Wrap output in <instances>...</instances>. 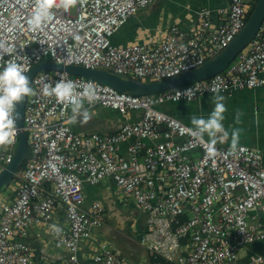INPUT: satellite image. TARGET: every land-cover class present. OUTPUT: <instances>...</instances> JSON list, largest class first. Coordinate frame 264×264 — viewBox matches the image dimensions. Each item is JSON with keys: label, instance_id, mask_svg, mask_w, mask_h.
Returning <instances> with one entry per match:
<instances>
[{"label": "built area", "instance_id": "obj_1", "mask_svg": "<svg viewBox=\"0 0 264 264\" xmlns=\"http://www.w3.org/2000/svg\"><path fill=\"white\" fill-rule=\"evenodd\" d=\"M152 1L78 0L69 10L54 7L51 18L33 31L29 22L35 0H0V43L6 49H0V71L15 62L26 73L46 61L104 68L138 80L169 78L225 47L254 2L227 0L213 25L209 12L199 9L193 29L170 25L154 43L113 45L110 36ZM263 70L264 14L250 40L221 71L154 94L120 92L64 71L34 73L30 86L35 95L24 99L21 117L27 146L23 168L0 203V264H39L21 238L27 227L51 223L56 213L63 221L50 225V241L67 255L60 262L40 255L39 261L83 264L78 244L91 238V229L104 217L99 201L83 206V187L102 181H110L116 198L143 214L139 242L153 258L165 264H264V250L240 261L247 245L264 239V151L245 144L232 151L231 145L216 143L218 154L209 158L206 145L191 135L193 127L156 107L213 94L215 87L227 95L264 87ZM61 77L72 81L77 93L88 85L95 88L97 100L91 105L85 101L86 108L139 116L125 119L109 134L76 133L67 123L70 106L43 94L45 86H55ZM17 135L11 145L0 146V169L10 161ZM94 242L85 264H121L116 249Z\"/></svg>", "mask_w": 264, "mask_h": 264}, {"label": "crops", "instance_id": "obj_2", "mask_svg": "<svg viewBox=\"0 0 264 264\" xmlns=\"http://www.w3.org/2000/svg\"><path fill=\"white\" fill-rule=\"evenodd\" d=\"M227 0H153L145 7L128 17L111 36L110 42L115 46L134 43H154L161 33L170 25H176L184 31H190L196 24V12L206 9L209 12L210 24L213 25L219 9H225ZM264 73V70H263ZM149 81V80H146ZM213 94L201 95L188 103L164 102L157 109L180 119L189 127L193 117L208 118L214 109ZM227 111L224 113V127L228 131L225 139L218 134L217 144L231 145L233 130H240L238 144H245L264 151V87L241 89L231 94H223ZM92 119L87 124H72L71 108L66 112L67 123L76 133L97 132L109 134L116 131L125 119H134L139 112H130L122 116L114 110L95 106L88 108ZM191 125V126H190ZM207 137V135H205ZM208 138V137H207ZM83 206L92 201H99L104 208L102 224L91 229V238L81 240L77 248V256L81 263L89 261L95 251L94 241H103L119 253L121 264H160L152 261V255L140 244L139 237L145 230L144 216L132 203L123 204L114 193L110 181H102L96 185H84ZM8 195V194H7ZM4 196V200L6 199ZM60 214H55L51 223H39L27 227L21 238L28 244L34 259L42 264L38 257L44 256L54 262L62 261L66 250L50 241L48 229L54 223H62ZM264 250V239L247 245L240 256V261Z\"/></svg>", "mask_w": 264, "mask_h": 264}, {"label": "clouds", "instance_id": "obj_3", "mask_svg": "<svg viewBox=\"0 0 264 264\" xmlns=\"http://www.w3.org/2000/svg\"><path fill=\"white\" fill-rule=\"evenodd\" d=\"M77 3L78 0H35V10L29 22L30 28L33 31L39 30L51 18L54 7L69 10ZM0 49H5L4 44L0 43ZM212 91L214 93L213 111L207 119L193 117L191 123L194 127L189 130L193 137L206 145V155L209 158H214L218 154L216 148L218 134L225 139L229 135L223 124L224 113L227 111L224 103L225 97L221 95L219 87L213 88ZM43 94L47 97H55L58 103L70 106L72 113L70 122L72 124L77 122L87 124L92 119V114L84 106L85 101L91 105L97 100V92L92 85H88L77 93L74 83L61 77L55 86H45ZM33 95L35 92L30 86V80L24 68L15 62L7 63L0 71V146L11 145L14 142L18 131L16 106L26 97ZM179 95H186V93H178ZM205 135L209 138L207 141L204 139ZM231 137V150L235 151L239 142L240 130H233ZM53 227L55 228V226ZM56 230L59 231V229Z\"/></svg>", "mask_w": 264, "mask_h": 264}, {"label": "water", "instance_id": "obj_4", "mask_svg": "<svg viewBox=\"0 0 264 264\" xmlns=\"http://www.w3.org/2000/svg\"><path fill=\"white\" fill-rule=\"evenodd\" d=\"M251 8L252 9L248 13L243 25L225 47L214 55L206 58L199 65L169 78L156 81H142L128 75L113 74L104 68H85L79 65H62L46 61H40L33 65L26 72V75L30 80L33 74L39 70L64 71L70 75H78L92 79L101 84L108 85L117 91L126 92L132 95L154 94L168 88L205 79L221 71L246 45L257 30L264 14V0H254ZM23 104L24 100L16 106V111L18 113L17 127L19 128L17 141L10 161L0 169V190L10 183L25 157V134L20 129L22 125L21 117L23 113Z\"/></svg>", "mask_w": 264, "mask_h": 264}, {"label": "rangeland", "instance_id": "obj_5", "mask_svg": "<svg viewBox=\"0 0 264 264\" xmlns=\"http://www.w3.org/2000/svg\"><path fill=\"white\" fill-rule=\"evenodd\" d=\"M251 9L252 8H250L249 10H248V13L251 11ZM139 80H142V81H146V80H148V79H146V78H141V79H139ZM16 145V144H15ZM27 147V146H26ZM16 183H17V181L15 182V181H13V179H12V181H10V183H9V185L7 186V187H4V188H2L1 190H0V203L1 202H3V200H4V196H6L7 194H10L11 192H12V190L15 188V186H16Z\"/></svg>", "mask_w": 264, "mask_h": 264}, {"label": "trees", "instance_id": "obj_6", "mask_svg": "<svg viewBox=\"0 0 264 264\" xmlns=\"http://www.w3.org/2000/svg\"><path fill=\"white\" fill-rule=\"evenodd\" d=\"M247 15H248V13H247ZM247 17V16H246ZM188 102H190V101H177L176 103H188ZM170 103H175V102H170ZM169 114H171V112L169 113ZM180 120V119H179ZM191 126V125H190ZM206 137V136H205ZM207 138V137H206ZM207 139H209V138H207ZM24 162V159H23V161H22V163L20 164V166L18 167V169H17V171L20 169H22L23 168V163ZM13 179V181H15L16 182V179L13 177L12 178ZM12 181V180H11ZM9 185V183L5 186V187H7ZM152 261L153 262H156V261H158L160 264H165V262L162 260V259H159L158 257H156V258H152Z\"/></svg>", "mask_w": 264, "mask_h": 264}]
</instances>
